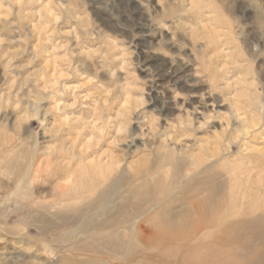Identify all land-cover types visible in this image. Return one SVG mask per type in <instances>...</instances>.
I'll return each instance as SVG.
<instances>
[{"label":"rangeland","instance_id":"1","mask_svg":"<svg viewBox=\"0 0 264 264\" xmlns=\"http://www.w3.org/2000/svg\"><path fill=\"white\" fill-rule=\"evenodd\" d=\"M259 175L264 0H0V264H260L230 194L263 213ZM213 176L232 204L189 242L140 222Z\"/></svg>","mask_w":264,"mask_h":264},{"label":"bare ground","instance_id":"2","mask_svg":"<svg viewBox=\"0 0 264 264\" xmlns=\"http://www.w3.org/2000/svg\"><path fill=\"white\" fill-rule=\"evenodd\" d=\"M167 157V156H166ZM169 157V156H168ZM167 157V158H168ZM169 164H172V161L169 162ZM179 165V163L177 164V166ZM246 171V170H245ZM79 175L82 176L83 175V172L82 171H79ZM248 174L251 173V170H248L247 171ZM78 173V172H76ZM75 173V174H76ZM164 173L166 175L167 173V170L165 171L164 170ZM242 173V172H241ZM150 175H153V176H156V175H159L161 174L160 173V170L158 169L157 171L153 172V173H149ZM168 174V173H167ZM261 174V173H260ZM77 175V174H76ZM259 177V183L262 185H264V178H261L260 175L258 176ZM68 179H69V175H68ZM215 181V176H213V178H211L209 180V184L213 183L212 185H210L204 192L207 194L206 196L200 198V199H195V201L191 204H190V209L189 207L179 213H171V215H169V218L167 219V221H157L156 219L155 220H151L149 218V220H147V218L144 220V218L141 220V218L139 217H135L138 219V222H143L142 224H153L155 227L158 226L160 227L161 225H168V226H176V224L179 223V219H182L183 220V223L185 225L186 228L189 229V232L186 237H184V241H190L191 240V237L194 233H196V230H201V229H204L206 228L207 226L209 225H214L217 223V221L219 220V213L223 210V209H228L227 206L230 208V205L232 204V202L230 201V203L227 201V198H226V195L223 194V184L222 183H217V182H214ZM246 184L249 183V178L247 177L246 179ZM244 181H239V180H234V183L231 184V196H232V199L233 197H237V196H241V200H233V205L235 207H239L240 208V205L244 204V202H246V205H245V208H244V211H245V219H243L244 221H240V222H243L242 224L241 223H233L232 225L233 226H236L237 227L239 226V224H241L240 226H244V225H251V226H255V230H258L256 227H258L259 225L261 226L264 225V212L263 213H260L259 215L255 216V217H252L251 216L253 215V213H255L257 210L259 211L260 208V204H259V199L257 200L256 199H250V197L252 195H257L258 197L261 198V196L263 195H260L262 194V190L261 188H258V189H252V187L250 188V191L247 190L248 187L247 185H243L245 184ZM248 182V183H247ZM251 184V183H250ZM253 184V183H252ZM255 193H258V194H255ZM131 195L133 196L134 193L132 192ZM162 195L166 196L167 194H160V197H162ZM260 195V196H259ZM159 198V195L157 196ZM141 199H144L143 201V204L147 205V207H150L152 205V201L155 200V198H153V196H150V195H147L144 194L141 196ZM140 200V199H139ZM161 200V199H160ZM134 202V201H133ZM142 202V201H141ZM121 206V205H120ZM144 206V205H143ZM142 206V207H143ZM233 206V207H234ZM119 207V206H118ZM141 207V208H142ZM152 207H155V206H151L150 209H152ZM169 207V206H168ZM234 207V208H235ZM117 208V207H116ZM120 208V207H119ZM173 208V207H172ZM256 210L254 211L253 209ZM118 209V208H117ZM149 209V208H148ZM169 209V208H168ZM167 209V210H168ZM171 209V208H170ZM122 210V209H121ZM129 210V209H128ZM175 210V209H174ZM118 211V210H117ZM127 211V210H126ZM165 211V210H164ZM170 211V210H169ZM172 211V209H171ZM123 212V210H122ZM153 212V211H152ZM170 213V212H169ZM139 214V213H138ZM145 214V212H142L139 214V216H143ZM252 214V215H251ZM250 215V216H249ZM134 217V216H133ZM147 217V216H146ZM167 218V217H166ZM164 219H165V216H164ZM141 224V225H142ZM140 225V226H141ZM232 225H229V226H232ZM153 226V227H154ZM142 227V226H141ZM176 228V227H175ZM254 228V227H253ZM154 229V228H153ZM180 230V229H179ZM182 230V229H181ZM180 230V231H181ZM175 231V230H174ZM259 231V230H258ZM148 232V231H147ZM137 233V232H136ZM154 233V232H153ZM166 233V232H165ZM179 233V232H178ZM172 234V233H171ZM139 235V234H138ZM137 235V236H138ZM141 237V235H140ZM145 237V236H144ZM159 242H167V241H171V240H179L180 238H183V237H177V236H172V237H169V235H161V237H159ZM143 239V238H142ZM158 240V239H157ZM145 241V240H144ZM147 241V240H146ZM148 242V241H147ZM157 242V241H156ZM176 242V241H174ZM144 243V242H143ZM146 243V242H145ZM155 244V243H154ZM164 244V243H163ZM173 244V243H172ZM134 246V245H133ZM181 250V249H180ZM130 251V250H129ZM189 257L186 256V259L185 261H188ZM262 263L260 264H264V258L263 260H261Z\"/></svg>","mask_w":264,"mask_h":264}]
</instances>
